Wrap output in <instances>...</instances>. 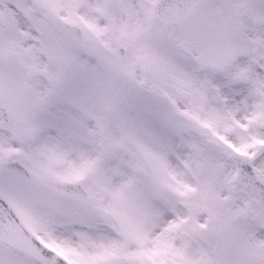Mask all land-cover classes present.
I'll use <instances>...</instances> for the list:
<instances>
[{
  "label": "snow or ice",
  "instance_id": "snow-or-ice-1",
  "mask_svg": "<svg viewBox=\"0 0 264 264\" xmlns=\"http://www.w3.org/2000/svg\"><path fill=\"white\" fill-rule=\"evenodd\" d=\"M0 264H264V0H0Z\"/></svg>",
  "mask_w": 264,
  "mask_h": 264
}]
</instances>
